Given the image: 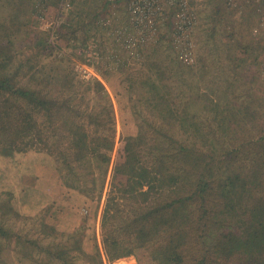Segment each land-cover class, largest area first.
Masks as SVG:
<instances>
[{
	"label": "rangeland",
	"instance_id": "obj_1",
	"mask_svg": "<svg viewBox=\"0 0 264 264\" xmlns=\"http://www.w3.org/2000/svg\"><path fill=\"white\" fill-rule=\"evenodd\" d=\"M38 2L0 0V64L16 76L20 87L58 105L70 102L82 115L109 108L107 95L96 90L97 80H81L72 70L73 63L80 62L93 67L113 104L115 147L103 183L93 160L78 159L81 155L70 151L71 129L85 118L65 113L47 123V149L5 154L3 135L11 133L23 115L6 97L0 98L7 103L0 112V224L11 232L10 239L0 240V264H64L43 252L47 245L69 248L75 264H99L98 252L105 264H153L148 249L124 239L125 249L133 251L126 256L120 243L112 244L110 238V245L105 243L104 214L115 217L116 223L130 221L136 205L123 194L126 139L136 137L138 125H145L140 117L152 116L154 108L145 95L151 84H158L165 95L172 93L175 127L182 138H188L195 122L206 119L215 127L218 118L236 124L237 136L244 141L243 146L236 142L240 154L235 164H227L230 172L247 175L257 161L264 164V36L254 32L264 5L257 0H208L194 31L196 63L186 67L166 46L150 47L140 59L128 62L113 34L122 18L116 11L108 15L101 0H74L52 39L33 13ZM58 5L51 1L53 14ZM93 49L99 59L90 56ZM89 127L92 131L95 124ZM257 140L262 143L252 142ZM77 247L81 250H74Z\"/></svg>",
	"mask_w": 264,
	"mask_h": 264
},
{
	"label": "trees",
	"instance_id": "obj_2",
	"mask_svg": "<svg viewBox=\"0 0 264 264\" xmlns=\"http://www.w3.org/2000/svg\"><path fill=\"white\" fill-rule=\"evenodd\" d=\"M94 85L107 95L109 110L82 115L70 102L58 105L38 91L20 87L16 76L0 64V98L6 97L23 115L14 130L3 135L4 153L47 149L45 127L56 115L83 117L86 122L71 129L70 151L79 153L78 159L93 160L104 183L115 147L116 118L105 87L99 81ZM149 89L145 101L154 108L152 116L140 117L145 125H138L136 137L126 139L121 165L128 172L123 194L136 203L133 217L116 223L105 213V243L110 245L109 238L112 244L120 243L126 256L133 251L125 249L124 239L148 249L153 264H264V164L257 161L247 175L231 173L227 164L237 161L236 142L244 144L237 136L238 126L217 118L212 127L204 119L191 125L188 138H182L175 127L172 93L165 95L158 84ZM6 102H0V112ZM91 123L95 127L89 131ZM68 169L76 171L74 165ZM10 236L0 224V240ZM43 252L75 264L67 247L47 245ZM96 256L99 264H105L99 252ZM107 258L113 260L112 254Z\"/></svg>",
	"mask_w": 264,
	"mask_h": 264
},
{
	"label": "built area",
	"instance_id": "obj_3",
	"mask_svg": "<svg viewBox=\"0 0 264 264\" xmlns=\"http://www.w3.org/2000/svg\"><path fill=\"white\" fill-rule=\"evenodd\" d=\"M52 0H39L33 13L42 23L41 29L55 38L62 13L67 14L74 0H57L56 12H51ZM208 0H101L108 15L118 13L121 25L113 27L116 48L125 53L126 60H138L144 50L153 46L171 48L177 61L186 67L196 63L194 42L195 26L199 11ZM264 5V0H257ZM53 4V3H52ZM58 14L56 17L55 15ZM54 18V20H51ZM59 20V21H58ZM107 26V25H106ZM111 26V25H110ZM256 35L264 36V13ZM54 46V44H52ZM90 56L99 59V52L93 49ZM74 64L72 70L81 80L96 79L104 82L103 77L84 62ZM72 71V72H73Z\"/></svg>",
	"mask_w": 264,
	"mask_h": 264
}]
</instances>
